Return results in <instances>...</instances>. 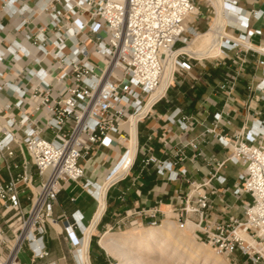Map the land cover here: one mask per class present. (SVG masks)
Masks as SVG:
<instances>
[{
	"label": "built area",
	"instance_id": "built-area-1",
	"mask_svg": "<svg viewBox=\"0 0 264 264\" xmlns=\"http://www.w3.org/2000/svg\"><path fill=\"white\" fill-rule=\"evenodd\" d=\"M13 1L2 0V7L20 16L16 30L23 34L20 40L0 39V66L9 62L0 69V170L6 171V178L0 179V264H42L49 254L44 238L56 222L54 209L64 182L83 179L94 150L111 146L110 134L118 133L116 142L124 145L133 123L136 128L165 97L174 78L189 77L209 58L183 50L198 33L193 24H184L197 12V0H35V7L24 13L12 7ZM253 15L260 16L258 11ZM230 26L227 22L224 29ZM234 29L237 34L220 36L222 55L210 58L233 56L240 68L246 62L241 54L255 52L261 55L256 65L264 72V46L255 49L250 43L261 30L247 29L246 23ZM170 63V79L162 88ZM11 68L12 78L5 79L4 72ZM235 86V80L216 84L223 98ZM246 88L247 109L264 102V77ZM194 119L176 109L167 116L181 129ZM222 122L231 124L229 111L215 112L202 128V135H210L228 151L222 158L206 155L200 148L205 139L196 138L177 142L171 160L147 154L142 161L154 165L158 174L168 173L170 180L187 179L188 190L170 205L179 229L190 224L196 241L233 264H264V117L249 114L231 136L223 133ZM122 125H127L126 133H120ZM161 142L169 144L164 136ZM198 157L208 171L195 179L180 163H194ZM227 167L239 168L230 189L232 201L211 185L215 181L220 189L226 186L220 170ZM93 186L83 181L88 191ZM237 202L240 209L233 213ZM166 217L153 206L126 210L122 222L155 227ZM72 219L61 223L79 236L80 219ZM71 246L72 255L81 258L78 244Z\"/></svg>",
	"mask_w": 264,
	"mask_h": 264
},
{
	"label": "crops",
	"instance_id": "crops-1",
	"mask_svg": "<svg viewBox=\"0 0 264 264\" xmlns=\"http://www.w3.org/2000/svg\"><path fill=\"white\" fill-rule=\"evenodd\" d=\"M222 2L223 13V28L228 34H237L234 29L239 23H246L247 29L261 30V34L251 36L250 43L253 47L258 48L264 46V0H226ZM35 0H15L12 7L17 12H25L30 8H34ZM210 3L214 10V24L217 19V12L214 5ZM3 2L0 0V39L9 36L13 39L20 40L23 32L17 31L16 26L21 18L18 14H10L7 9L2 7ZM226 14H225V9ZM253 11H258L260 16H254ZM227 15V18L226 16ZM229 22L233 27L224 29L225 24ZM40 24V23H38ZM198 30V26L193 24ZM211 25V26H212ZM209 26L204 32H206ZM224 29V31H223ZM202 32V33H204ZM200 33H197V35ZM220 37L217 44V52L208 54L199 58H210L222 55L220 48ZM246 62L239 68V63L233 62L230 56L225 59L208 60L204 62V66H197L191 70L190 76H195L196 81L193 82L189 77H175L169 87L165 97L156 102L150 109L148 115L141 119L136 124V150L130 166L125 170L127 164L123 167L126 158L127 150L124 145H119L116 142L118 133H112L110 136L113 142L110 147H98L94 150L92 156L85 164L84 177L80 182L66 181L63 184L62 190L57 196V202L54 209L55 221H52L48 226L44 241L49 252L48 256L41 261L42 264L54 262V264H85L84 249H86V235L91 228L90 238L88 243V257L90 264H117L109 257V253L100 245L101 236L109 231L116 224L123 221L124 213L128 209L139 210L157 206L162 213L167 217L163 221L171 219L170 205L177 204L180 196H182L189 188L187 179L178 176L175 180L168 179V173L158 174L154 165H144L143 159L147 154H152L158 159L171 160L177 142H187L191 139H205L200 143V148L206 155L215 154L219 157H224L228 151L223 150L216 139L210 135H202V128L209 124L213 118V114L218 111H229L230 125L221 123V129L227 136H231L237 128H239L248 118L249 114L253 113L255 118L264 117V102L256 105L252 104L247 109L244 105V99L248 96L249 91L246 86L249 82L256 83L264 77V72L261 67L257 66V60L261 55L255 52H247L241 54ZM9 64V62H5ZM25 62H21L24 66ZM4 65L0 69H4ZM37 66V65H35ZM239 73L236 74V71ZM12 68L7 73L4 72V78H12ZM221 80H235L236 86L230 96L223 98L222 93L216 88V84ZM172 89H175V94H172ZM168 92L169 95H168ZM180 110L182 114L194 116V120L189 122L186 129H181L176 123L167 120L168 114L173 110ZM127 132V125L120 127V133ZM164 136L169 144L163 146L161 139ZM132 147V146H131ZM132 153V150H131ZM131 153L128 158H131ZM192 154V152L190 153ZM114 170L108 173L113 166ZM185 166L191 178L200 179L206 176L208 167L205 166L202 158H196L194 163L184 161L180 166ZM195 167L199 171L194 170ZM179 166H175L177 170ZM232 167L222 168L220 173L227 177V183L224 188H219L215 181L211 182L212 186L220 190V197L226 201H232L230 194L231 183L230 170ZM123 174H121L122 172ZM0 170V179H5L6 176ZM108 173V174H107ZM87 179L94 183V186L88 191L83 188V181ZM115 180V181H114ZM228 192V193H227ZM216 199V198H215ZM217 204H219L216 199ZM238 203V202H237ZM232 209L236 213L235 207ZM240 208V206H239ZM220 209V208H219ZM102 210V211H101ZM100 215L97 219L98 212ZM159 213V217H161ZM73 216L80 219V230L76 229L79 236L72 231L67 230L66 224L61 223L67 219L73 222ZM81 216V217H80ZM162 221V222H163ZM143 227L135 225L133 228ZM103 229L100 233L98 242L91 243L92 231ZM132 228V229H133ZM68 237V238H67ZM70 240V241H69ZM73 244H78L81 251V258L72 255Z\"/></svg>",
	"mask_w": 264,
	"mask_h": 264
},
{
	"label": "bare ground",
	"instance_id": "bare-ground-1",
	"mask_svg": "<svg viewBox=\"0 0 264 264\" xmlns=\"http://www.w3.org/2000/svg\"><path fill=\"white\" fill-rule=\"evenodd\" d=\"M210 1V0H209ZM224 1V0H223ZM214 7L217 9V20L213 28V31L207 33H201L193 37L189 45L183 50L193 54L197 57H204L206 55L214 54L217 52V44L219 41L220 34L222 33L223 28V13H222V2L221 0H211ZM212 25V26H213ZM224 31V29H223ZM224 34H226L224 32ZM195 38V39H194ZM172 63V61H171ZM171 63L167 65L168 74L165 76L166 68L163 74V84L162 88L166 86V83L170 79L171 75ZM136 129L133 123L131 127V138L125 142L127 154L123 163V167L127 164L125 170L131 164L135 150H136ZM132 146V147H131ZM132 150V153H131ZM131 153V158L129 154ZM124 170V171H125ZM123 171V172H124ZM123 172L121 174H123ZM102 211V210H101ZM98 212L95 219L100 215ZM190 224H188L187 229H179L177 224L174 221H163L162 224L157 227L143 228L142 230H130L129 232L121 234H114L107 232L100 239V245L115 258H118L122 264H134L137 260L140 259L139 251L145 252L146 254H156L159 261L154 264H164L163 261L165 257H168L166 264L170 260L177 261L176 264H180L181 260L187 258L185 264H191V260H197V257L203 253V263L202 264H226L225 262L220 261L219 256L215 255L213 252L212 255L209 249H203L202 243L195 242L191 237L188 231L190 230ZM141 229V228H140ZM191 231V230H190ZM91 228L86 235V249H84V263L90 264L88 257V243L90 238ZM241 236L246 238L250 243L254 244L247 237L246 234L240 232ZM204 245V243H203ZM208 246V245H207ZM134 248V249H130ZM129 262H127V261ZM184 264V263H183Z\"/></svg>",
	"mask_w": 264,
	"mask_h": 264
},
{
	"label": "rangeland",
	"instance_id": "rangeland-1",
	"mask_svg": "<svg viewBox=\"0 0 264 264\" xmlns=\"http://www.w3.org/2000/svg\"><path fill=\"white\" fill-rule=\"evenodd\" d=\"M211 1V0H210ZM209 1V2H210ZM210 4V3H209ZM208 3H206L205 2V0H197V5H198V10H197V12L195 13V14H193V15H191V16H189V17H187L186 18V20H185V22H184V24H186V25H188V24H195L196 26H198V30H197V32L198 33H202V32H204L209 26H211L212 25V23H213V21H214V14H213V10H214V8H213V6L212 5H209ZM214 5V4H213ZM217 10V9H216ZM217 20V19H216ZM216 20H215V22H214V24H216ZM215 25H213V26H211L206 32H204V33H207V32H211V31H213V28L212 27H214ZM195 39V38H194ZM208 60H214V59H211V58H209V59H206V60H204V61H202V65H203V63L204 62H207ZM100 65L102 64L99 60L97 61ZM201 65V66H202ZM167 74H168V69L166 68V73H165V76H167ZM174 90L175 89H172V94H175V92H174ZM169 93L170 92H168V95H169ZM239 170V168L238 167H232L231 168V170H230V178L232 179V180H234V176L236 175V173H237V171ZM120 172H122L121 171V169H120ZM47 173H48V171L47 172H45V174H44V177L47 175ZM2 174L4 175V176H6V171L3 169L2 170ZM231 184V187L233 186V184H232V182H230ZM228 193V192H227ZM248 199V198H247ZM239 206H240V203H237V207H235V211H239ZM167 221V220H166ZM162 224V223H161ZM160 224V225H161ZM160 225H158L157 227H159ZM135 225H131V224H129L127 221H124V222H121L119 225L118 224H116L114 227H112L109 231H111L110 233H114V234H123V233H126V232H129L130 230H142L143 228H148V226L147 225H143V227H139V228H133ZM133 228V229H132ZM141 228V229H140ZM187 229V228H186ZM185 229V230H186ZM190 230H191V228H190ZM188 231V233L190 234V237L195 241V242H197V243H201V242H198V241H196L195 239H194V237H193V235H192V232L191 231ZM101 232H103V229H97L96 231H92V234H91V243H96V242H98V240H99V237H100V233ZM107 233V232H106ZM79 234H81V232L79 231ZM105 234V233H104ZM103 234V235H104ZM102 235V236H103ZM101 236V237H102ZM101 239V238H100ZM100 241V240H99ZM100 243V242H99ZM71 244V243H70ZM202 247H203V249H209V251L211 252V254L212 255H214L213 253H212V251H211V249L206 245V244H204L203 245V243H202ZM131 250L132 249H134V248H130ZM109 253V252H108ZM139 256H140V259L139 260H137L134 264H154V263H156V262H158L159 261V259H158V256H156V254H152V255H150V254H146L145 252H140L139 251V254H138ZM215 256V255H214ZM109 257L110 258H112L113 259V261L115 262V263H117V264H122L121 262H120V260L118 259V258H115L113 255H111L110 253H109ZM165 257V260L163 261V263L164 264H166V261L168 260V257H166V256H164ZM204 256H203V253L201 254V255H199L198 257H197V260H191V264H202L203 263V258ZM237 259H238V261L239 262H242V260H243V258L240 256V255H238L237 254ZM222 259V261L223 262H225L226 264H233V262H232V260H227L226 258H223V257H220L219 256V259ZM221 259H220V261H221ZM187 258L185 259V261L184 260H181V262H180V264H185L186 262H187ZM125 261H127V260H125ZM127 262H129V261H127ZM176 262L177 261H174L173 259L172 260H170V261H168V263L167 264H176Z\"/></svg>",
	"mask_w": 264,
	"mask_h": 264
}]
</instances>
